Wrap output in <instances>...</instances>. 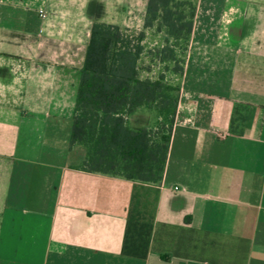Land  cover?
Returning a JSON list of instances; mask_svg holds the SVG:
<instances>
[{"label": "crops", "instance_id": "0c3cea01", "mask_svg": "<svg viewBox=\"0 0 264 264\" xmlns=\"http://www.w3.org/2000/svg\"><path fill=\"white\" fill-rule=\"evenodd\" d=\"M195 1L183 71H161L180 87L164 178L146 183L83 170L71 135L92 22L141 30L148 0L137 21L136 0H0V264H264V0ZM166 38L146 29L145 47Z\"/></svg>", "mask_w": 264, "mask_h": 264}, {"label": "trees", "instance_id": "16d2710c", "mask_svg": "<svg viewBox=\"0 0 264 264\" xmlns=\"http://www.w3.org/2000/svg\"><path fill=\"white\" fill-rule=\"evenodd\" d=\"M196 12L195 0H148L141 30L92 22L71 135V146L87 149L80 168L146 183L163 180L180 87L164 75H141L146 29L164 31L174 39L158 55L162 61L174 60L175 71L182 72L176 46L184 41L187 48ZM143 106L158 110L156 128L130 126L129 116Z\"/></svg>", "mask_w": 264, "mask_h": 264}, {"label": "rangeland", "instance_id": "374dc122", "mask_svg": "<svg viewBox=\"0 0 264 264\" xmlns=\"http://www.w3.org/2000/svg\"><path fill=\"white\" fill-rule=\"evenodd\" d=\"M142 6H143L142 0H136V9H135L136 21L140 19V16L142 14ZM125 15L126 12L125 11L122 12V17ZM165 34L167 35V38L164 42V45L174 43V39L172 37H169V35L166 32ZM163 46L162 45L157 46L156 44H154L152 47L145 48V53L142 56V60H141L142 76H147V77L153 76L155 79L161 75H164L161 73L162 70L165 71L175 70L176 62L174 60H167L166 62H164L160 59L158 52ZM185 49H186V43L184 41H181L178 45V65H182Z\"/></svg>", "mask_w": 264, "mask_h": 264}, {"label": "built area", "instance_id": "2783aa9c", "mask_svg": "<svg viewBox=\"0 0 264 264\" xmlns=\"http://www.w3.org/2000/svg\"><path fill=\"white\" fill-rule=\"evenodd\" d=\"M41 12H43V10H42ZM176 188H177V187H176Z\"/></svg>", "mask_w": 264, "mask_h": 264}]
</instances>
